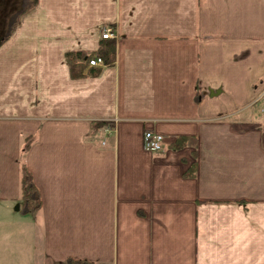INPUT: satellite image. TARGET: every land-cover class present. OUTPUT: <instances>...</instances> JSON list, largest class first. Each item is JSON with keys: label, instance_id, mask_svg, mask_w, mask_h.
<instances>
[{"label": "crops", "instance_id": "obj_1", "mask_svg": "<svg viewBox=\"0 0 264 264\" xmlns=\"http://www.w3.org/2000/svg\"><path fill=\"white\" fill-rule=\"evenodd\" d=\"M15 20L0 38V264H264V0H38ZM109 25L115 66L74 80L67 53L97 51ZM181 136L197 149L172 150Z\"/></svg>", "mask_w": 264, "mask_h": 264}, {"label": "trees", "instance_id": "obj_2", "mask_svg": "<svg viewBox=\"0 0 264 264\" xmlns=\"http://www.w3.org/2000/svg\"><path fill=\"white\" fill-rule=\"evenodd\" d=\"M30 3L26 5L21 12L17 15L14 25L18 21V17L31 10L38 4V0H29ZM13 29V26H12ZM7 39V38H6ZM5 39V40H6ZM4 40V41H5ZM1 45V43H0ZM116 52L117 45L116 41L113 40H103L99 46V49L95 52L89 53L84 51H72L68 52L66 55L67 62L70 69L71 77L74 80L84 79V78H97L101 75L104 68L114 67L116 64ZM101 59L104 62L105 67H95L91 66V61L94 59ZM258 91H264V80L261 82ZM112 123L97 122L93 124V133H98L103 129H111ZM198 140L195 136H181L170 145V148L175 151L183 150L185 148L197 149ZM29 146L24 150V153L28 151ZM196 175V165L194 164L189 171L186 172V178H193ZM21 205L22 213L25 215H32L35 219L38 218L42 210V202L38 188L36 187L33 177L26 165H22V177H21ZM66 264H93L92 261L79 260L70 258L67 260Z\"/></svg>", "mask_w": 264, "mask_h": 264}, {"label": "built area", "instance_id": "obj_3", "mask_svg": "<svg viewBox=\"0 0 264 264\" xmlns=\"http://www.w3.org/2000/svg\"><path fill=\"white\" fill-rule=\"evenodd\" d=\"M101 38L103 40H113L116 38V31L113 28V26H106L102 29L101 32ZM91 66L95 67H101L104 68V62L97 58L91 61ZM263 103V109L262 112H264V91L260 93L256 100L254 101V105ZM107 131H110V129H107ZM165 147V137L162 134H159L154 131H146L143 136V148L146 152L152 153V154H158L161 153L164 150Z\"/></svg>", "mask_w": 264, "mask_h": 264}, {"label": "rangeland", "instance_id": "obj_4", "mask_svg": "<svg viewBox=\"0 0 264 264\" xmlns=\"http://www.w3.org/2000/svg\"><path fill=\"white\" fill-rule=\"evenodd\" d=\"M29 3V0H0V38L6 33L8 29L7 25L9 26L12 20H14L20 11ZM261 107L263 108V103H261ZM112 126L114 127H111L110 130L114 133L116 123L113 122Z\"/></svg>", "mask_w": 264, "mask_h": 264}]
</instances>
